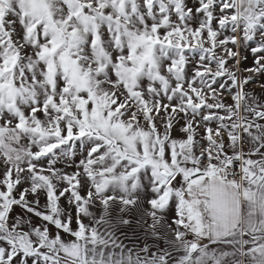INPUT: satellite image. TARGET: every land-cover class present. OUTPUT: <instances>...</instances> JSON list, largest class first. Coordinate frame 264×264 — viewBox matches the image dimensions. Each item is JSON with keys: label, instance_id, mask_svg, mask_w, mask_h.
I'll use <instances>...</instances> for the list:
<instances>
[{"label": "snow or ice", "instance_id": "1", "mask_svg": "<svg viewBox=\"0 0 264 264\" xmlns=\"http://www.w3.org/2000/svg\"><path fill=\"white\" fill-rule=\"evenodd\" d=\"M261 78L264 0H0V264H264Z\"/></svg>", "mask_w": 264, "mask_h": 264}, {"label": "rangeland", "instance_id": "2", "mask_svg": "<svg viewBox=\"0 0 264 264\" xmlns=\"http://www.w3.org/2000/svg\"><path fill=\"white\" fill-rule=\"evenodd\" d=\"M248 66H251V62H249ZM261 82L264 83V78H261ZM252 90L255 91L256 93H260L262 91L258 84L254 85ZM227 100H228V102H230V97L227 98ZM141 207H142V210H147L149 208V206H148V204L146 202L143 203ZM137 218L138 217H136V216L133 217L134 223H133L131 229H127L126 228L125 231H128L130 236L132 234V231H134L135 232V236L136 237H140V240L138 241V245L140 247H142L143 246V241H144V230L146 228H148L149 224H151V219L147 215H145L144 219L147 220V223H144L143 221H141V223L139 225H137L135 223V220ZM159 231H160V234H161L162 237H165L168 240L172 239V235L170 233H168L165 228H160ZM189 239H191V238L189 237ZM147 242H148L149 245L153 246V250H155L156 246H159L161 248L165 247V243H164L163 239H161L159 242L154 244L153 240L151 238H148ZM174 255H179V253H174Z\"/></svg>", "mask_w": 264, "mask_h": 264}, {"label": "crops", "instance_id": "3", "mask_svg": "<svg viewBox=\"0 0 264 264\" xmlns=\"http://www.w3.org/2000/svg\"><path fill=\"white\" fill-rule=\"evenodd\" d=\"M191 238V237H190ZM207 241H205V243H206ZM213 247H215V246H213Z\"/></svg>", "mask_w": 264, "mask_h": 264}]
</instances>
